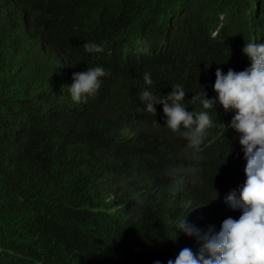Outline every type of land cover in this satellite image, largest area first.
<instances>
[{
  "label": "trees",
  "instance_id": "16d2710c",
  "mask_svg": "<svg viewBox=\"0 0 264 264\" xmlns=\"http://www.w3.org/2000/svg\"><path fill=\"white\" fill-rule=\"evenodd\" d=\"M40 1L29 7L44 44L37 63L28 74L9 61L0 64V264H168L185 247L196 251L194 239L177 236V219L189 215L197 228L219 230L225 219L241 213L225 203L239 168L230 159L237 146L213 144L221 137L233 140L236 131L228 125L234 112L218 105L215 112L208 110L215 126L195 162L188 158L183 138L180 149L162 133L139 131L131 140L118 133L109 137L93 117L103 112L129 125L133 115L123 79L171 63L188 34L202 33L205 46L223 66L237 63L244 41L264 37V0H79L85 12ZM86 18L82 27L93 34L86 42L100 45L103 53L85 52L78 32L73 38L68 20L75 24ZM215 20L224 34L208 43ZM7 25L0 16L5 56L15 52L12 45H19L27 31L22 26L10 41ZM60 28L63 34L56 36ZM140 36L152 45L151 53L120 56L116 68L109 61L103 84L107 90L99 91L106 97L88 101L90 108L64 105L61 83L55 101L35 97L41 80L54 86L68 63L94 66L89 57L106 56V48L113 52L118 46L131 53ZM185 106L202 110L191 100ZM193 163L200 169L197 178L176 173L179 166ZM122 184L124 201L109 212L107 190Z\"/></svg>",
  "mask_w": 264,
  "mask_h": 264
},
{
  "label": "clouds",
  "instance_id": "9594fccd",
  "mask_svg": "<svg viewBox=\"0 0 264 264\" xmlns=\"http://www.w3.org/2000/svg\"><path fill=\"white\" fill-rule=\"evenodd\" d=\"M37 1L0 0V16L8 24L6 35L10 41L17 38L19 28L24 26V30L27 29L17 41L19 45H12L15 52L9 50V54L5 56L0 51V64L9 61L21 72L26 71V74L35 66L44 48L39 27L29 12V7ZM49 1L61 4L62 9L74 6L73 9L85 12V9L78 7L79 0H42L40 4ZM87 19L77 20L75 24L74 19L68 20L73 38L78 32L76 39L85 52L103 53L104 49L100 45L86 42L88 37L93 36L88 28L82 27ZM218 24L219 20L210 24L208 43L224 34ZM54 33H57L56 36L63 34L61 28ZM27 37L29 39H24ZM140 38L137 50L131 53L125 47L118 46L113 52L106 48L110 52L106 56L89 57L94 66L86 64L76 67L68 63L61 68L58 82L54 86L50 87L41 80L35 97L47 102L55 101L61 83L64 105L71 103L73 108H90L87 106L88 101L105 96L99 91L103 89L108 76L109 61L115 62L116 68L120 63V56L126 59L128 55L151 53L152 45L145 37ZM59 41L65 44L62 40ZM182 42L183 51L174 54L171 63L157 65L158 71L152 66L142 75L136 74L123 79V87L129 92L133 115L129 125L117 123L103 112L93 117V123L107 136L112 137L118 133L123 140L137 138L139 131L159 137L160 133L165 134L177 144L183 138L187 142L185 149L188 158L195 162L201 159L199 153L208 130L215 126L208 110L213 108L210 112H215L218 105L225 112H234L228 125L236 131L233 140L221 137L215 139L213 144L225 147L230 142L237 146L235 150L232 149L230 159L239 168L233 177L234 182L232 181L234 190L225 197V203L230 209L240 210L241 213L235 218L225 219L219 230L215 226L201 230L189 223V215L187 218L177 219V236L182 233L194 239L197 249H181L168 264H264V37L259 41H244L240 47L241 58L234 65L225 66V62H218L216 55H211L212 51L208 44L205 46L207 39L202 33L199 36L188 34ZM70 46L67 45L68 51L75 52ZM203 63L204 65H199ZM123 73V70L118 71L119 75ZM103 90L106 92L107 89ZM199 92L203 93V97ZM187 100H191V103L199 102L202 110L188 111L185 106ZM175 171L197 178L200 169L193 163L186 167L179 166ZM124 186L122 184L108 188L105 201L109 212L120 208L124 201L120 188ZM156 264L160 262L157 261Z\"/></svg>",
  "mask_w": 264,
  "mask_h": 264
}]
</instances>
